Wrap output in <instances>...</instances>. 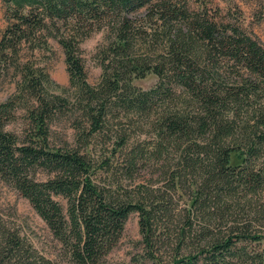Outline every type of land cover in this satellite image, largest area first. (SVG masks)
Returning a JSON list of instances; mask_svg holds the SVG:
<instances>
[{"label":"trees","instance_id":"trees-1","mask_svg":"<svg viewBox=\"0 0 264 264\" xmlns=\"http://www.w3.org/2000/svg\"><path fill=\"white\" fill-rule=\"evenodd\" d=\"M0 1V73L13 68L16 78L0 104V181L29 201L70 264H102L133 214L140 263L264 264L257 39L179 0ZM100 32L93 86L81 44ZM51 40L70 78L60 94L23 59L25 50L50 51ZM150 74L153 88L134 86ZM137 130L150 137L134 139ZM151 161L161 164V186L124 185ZM0 264L52 262L0 217Z\"/></svg>","mask_w":264,"mask_h":264},{"label":"rangeland","instance_id":"rangeland-1","mask_svg":"<svg viewBox=\"0 0 264 264\" xmlns=\"http://www.w3.org/2000/svg\"><path fill=\"white\" fill-rule=\"evenodd\" d=\"M186 3L192 12L207 13L219 23L240 26L254 39L264 46V0H179ZM6 5L0 1V33L8 26L6 20ZM105 43L103 32L95 33L82 42L81 53L88 82L96 86L100 82L102 68L98 62V51ZM50 51L25 50L23 59L30 60L44 68L56 85L57 93L70 90V78L67 72L65 54L56 40L50 41ZM158 82V78L150 74L145 79L134 80V86L141 90H150ZM16 91L14 69L0 73V104L6 102ZM14 130L22 126V118L11 125ZM144 131H149L147 126ZM134 139L144 142L150 135L140 130L133 134ZM117 166L116 160L113 162ZM161 164L155 161L140 166L135 178L130 181L123 179L125 186L134 188L136 185L152 183L153 187L161 186L158 170ZM123 177V176H122ZM183 204V201H181ZM0 217L7 225L17 229L38 255L45 257L52 264H70L60 251V245L54 240L49 228L35 212L28 200L23 198L12 187L0 181ZM139 218L131 215L120 242L102 264H156L140 263L141 236Z\"/></svg>","mask_w":264,"mask_h":264}]
</instances>
